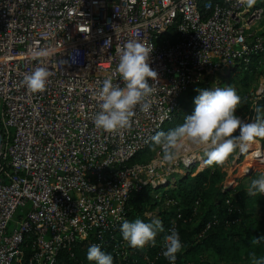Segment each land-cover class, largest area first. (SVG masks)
<instances>
[{"label": "built area", "instance_id": "built-area-1", "mask_svg": "<svg viewBox=\"0 0 264 264\" xmlns=\"http://www.w3.org/2000/svg\"><path fill=\"white\" fill-rule=\"evenodd\" d=\"M130 39L152 49L158 81L150 109L137 107L131 128L107 133L93 122L97 93L109 77L124 86L116 49ZM33 49L51 51L43 64L53 74L39 93L22 83L42 63ZM255 62L264 64V0H0V264H19L27 244L29 264H54L76 241H103L127 219L133 192L204 167L203 148L167 173L131 160L153 145L186 92ZM256 92L254 115L264 76ZM254 144L237 149L222 190L235 187L241 165L247 176L264 164L263 143Z\"/></svg>", "mask_w": 264, "mask_h": 264}, {"label": "clouds", "instance_id": "clouds-1", "mask_svg": "<svg viewBox=\"0 0 264 264\" xmlns=\"http://www.w3.org/2000/svg\"><path fill=\"white\" fill-rule=\"evenodd\" d=\"M256 0H246L251 7ZM87 38V37H86ZM119 56L117 72L122 77L123 87L113 83L111 77L103 81L98 90L100 111L94 117V125L107 133H118L131 128L136 109L147 112L150 109L149 97L157 84L158 73L150 67L149 59L152 49L137 39L128 40L122 48L116 49ZM33 58L42 60L30 74H25L22 83L32 93L46 90L49 77L53 74L43 64V59L51 55L48 49H33ZM149 78L152 84H149ZM199 95L195 98V110L191 115H185L184 122L168 132H158L151 140L162 150V159L172 165L180 156L185 142L203 148L207 157L205 163L222 166L237 149L246 152L258 139H264V116L257 107L256 119L248 122L237 115L242 103L241 96L231 85L211 89H196ZM250 195L264 194V174L251 180L248 189ZM123 239L134 249H143L155 245L157 234L164 231L162 223L154 219L149 223L136 219L134 222H123L121 226ZM163 256L175 264L177 254L182 249V243L175 228L164 236ZM264 236L253 238V244H259ZM87 259L95 264H113V256L101 250L99 245H92L87 251ZM253 264H264V257L256 258L252 254Z\"/></svg>", "mask_w": 264, "mask_h": 264}, {"label": "trees", "instance_id": "trees-1", "mask_svg": "<svg viewBox=\"0 0 264 264\" xmlns=\"http://www.w3.org/2000/svg\"><path fill=\"white\" fill-rule=\"evenodd\" d=\"M257 65L255 62L250 70L260 74ZM191 90L181 97V109L172 120H180L194 112L195 104H192V100L186 101V98H194ZM257 107L261 108L260 114L264 116V95ZM169 122L164 125L163 132L170 130L167 127ZM261 141L264 147V139ZM141 154L139 152L131 161L138 160ZM225 177L226 173L217 165H207L205 170L194 177L182 176L177 187L159 189L164 193V199L175 200L176 203L161 209L160 221L164 231L157 234L154 246L149 244L143 249H134L127 243L121 248L119 242L111 236L114 234L123 238L121 223L107 232L103 241L92 235L76 241L70 249L59 251L54 264H95L87 259V251L92 245H99L102 251L111 254L113 264H170L163 254L158 253L164 250L163 238L173 228L178 232L182 243L176 264H253V253L258 259L264 257V240L259 244L252 243L254 237L264 236V211L261 214L248 212L246 207L250 200L259 201L264 206V194L250 195L248 187L243 184L224 191L221 183ZM148 196L150 197L149 188L132 193L125 221L131 222L137 218L149 223L155 219L154 216L143 213L146 210L144 205L147 204L144 201ZM31 249V244H27L25 255L19 264H29ZM122 251H126L125 256L120 254Z\"/></svg>", "mask_w": 264, "mask_h": 264}, {"label": "rangeland", "instance_id": "rangeland-1", "mask_svg": "<svg viewBox=\"0 0 264 264\" xmlns=\"http://www.w3.org/2000/svg\"><path fill=\"white\" fill-rule=\"evenodd\" d=\"M257 71H260L258 73H254L251 70H246L244 68L240 67H233L231 70H227L223 72L220 75H214L207 80H205L203 83H200L196 87H194L191 91V95L194 98H186V101H191L192 104L194 103L195 98L199 95V92L196 91V89H211L215 87H227L231 85L237 90V93L242 98V103L240 107L237 110V115H239L242 119H245L248 122H252L256 119L257 115H254L253 112V101L256 99V91L258 90V87L261 82V78L264 76V64L257 65ZM248 74V76L246 75ZM188 94V93H187ZM181 109V108H180ZM180 111V110H179ZM185 116L181 118L180 120H172L167 125V127L170 128V130L176 128L177 126L181 125L184 122ZM262 140V139H258ZM262 142V141H261ZM202 147L191 144L189 142H185L184 147L180 151L181 158L184 155L192 154L195 152H199ZM237 151V150H236ZM236 151L229 156L227 161L222 165H217L219 168L222 169L227 175V170L230 169V165L232 164V161L234 159V154H236ZM256 153V152H254ZM162 150L159 147H156L154 144L150 146L149 148H146L142 151V154L138 157V160L135 161V163H139L140 165L144 167H155V172L159 173H167L169 172V168L173 167L175 165H169L165 163L162 159ZM178 158V159H179ZM177 159V160H178ZM176 160V162H177ZM207 160V157H206ZM205 160V161H206ZM245 166V165H244ZM207 167V164L205 163V166L202 167L201 163H198L196 166H194L189 172H186V175L188 176H196L199 172H202ZM226 168V170H225ZM240 170L235 171L233 173L236 182L235 187L240 185H246V187H250L251 180L257 178L259 175L264 174V164H261V166L256 165L252 169L255 172V174L247 175L245 176V170L244 168H240ZM185 175L182 174V172L175 175V182L174 184L165 185L156 189H153L152 187L149 188V195L148 198L144 202L147 203L145 206V211L143 213L148 216H154L155 219L161 220V209L165 206H172L173 202H169V200L164 199V193L162 191H158L159 189H173L177 187L178 181L181 179V177ZM239 177V178H237ZM226 178V177H225ZM224 178V179H225ZM234 187V188H235ZM250 200V199H249ZM246 211L248 212H257L258 214H261L264 211V206L259 203V201H253L250 200L249 204L246 207ZM137 218H134L131 222H134Z\"/></svg>", "mask_w": 264, "mask_h": 264}, {"label": "bare ground", "instance_id": "bare-ground-1", "mask_svg": "<svg viewBox=\"0 0 264 264\" xmlns=\"http://www.w3.org/2000/svg\"><path fill=\"white\" fill-rule=\"evenodd\" d=\"M230 70H231V69H230ZM252 147H254V149H257L255 144H254V145L252 144ZM257 153H258V152H256L255 155H257ZM187 159H189V158H187ZM193 159H194V156L191 157V160H190V161L192 162ZM186 161H187V160H186ZM247 165H249V164H246V165H245L246 169H247V167H248ZM242 167H244V166L241 165L240 168H242ZM244 169H245V168H244ZM238 170H240V169H238Z\"/></svg>", "mask_w": 264, "mask_h": 264}]
</instances>
